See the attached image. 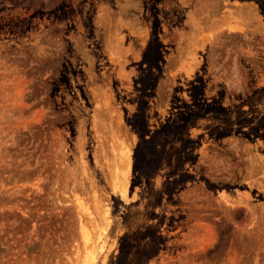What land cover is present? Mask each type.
<instances>
[{"label": "rangeland", "instance_id": "1", "mask_svg": "<svg viewBox=\"0 0 264 264\" xmlns=\"http://www.w3.org/2000/svg\"><path fill=\"white\" fill-rule=\"evenodd\" d=\"M259 3L0 0V264H264Z\"/></svg>", "mask_w": 264, "mask_h": 264}, {"label": "trees", "instance_id": "2", "mask_svg": "<svg viewBox=\"0 0 264 264\" xmlns=\"http://www.w3.org/2000/svg\"><path fill=\"white\" fill-rule=\"evenodd\" d=\"M259 5L261 6V9L263 11L262 13L264 14V5H262L261 3H259ZM152 41H149L147 48L152 47L154 49V52L158 54L159 53L158 45L156 43H152ZM147 64L152 65L151 62H148ZM263 96H264V88L257 93H253L250 96V98L251 101H254L255 103H259L261 98H263ZM230 116H231V112L224 113L221 116L223 118V122L226 124L228 122L231 123ZM139 140L140 142L143 140V137L141 135H139ZM153 252L154 251H153L152 243L144 247V245L140 244L139 242H136L134 238V232L129 231L119 237L118 253L115 258V264H145L146 260L150 257V255Z\"/></svg>", "mask_w": 264, "mask_h": 264}]
</instances>
